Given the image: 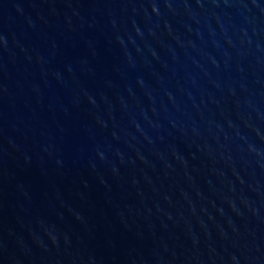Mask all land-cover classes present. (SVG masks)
I'll return each mask as SVG.
<instances>
[{"label":"water","instance_id":"95a60500","mask_svg":"<svg viewBox=\"0 0 264 264\" xmlns=\"http://www.w3.org/2000/svg\"><path fill=\"white\" fill-rule=\"evenodd\" d=\"M0 264H264V0H0Z\"/></svg>","mask_w":264,"mask_h":264}]
</instances>
